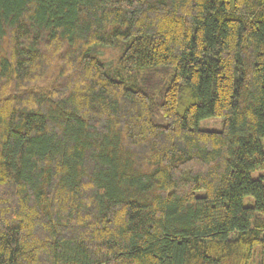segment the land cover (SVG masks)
<instances>
[{"label":"trees","instance_id":"obj_1","mask_svg":"<svg viewBox=\"0 0 264 264\" xmlns=\"http://www.w3.org/2000/svg\"><path fill=\"white\" fill-rule=\"evenodd\" d=\"M263 140L264 0H0V264H264Z\"/></svg>","mask_w":264,"mask_h":264},{"label":"rangeland","instance_id":"obj_2","mask_svg":"<svg viewBox=\"0 0 264 264\" xmlns=\"http://www.w3.org/2000/svg\"><path fill=\"white\" fill-rule=\"evenodd\" d=\"M103 52H104V57L106 58H110L115 55V52L112 49L104 50ZM222 122L223 120L217 117L205 118L198 122L197 128L205 131H220L222 129ZM262 142L264 149V140ZM260 176H264V171L259 170L252 173L253 178H258ZM250 202H252L251 198L244 199V205H247Z\"/></svg>","mask_w":264,"mask_h":264}]
</instances>
